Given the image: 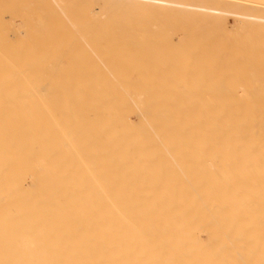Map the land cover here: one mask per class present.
<instances>
[{
	"label": "bare ground",
	"instance_id": "bare-ground-1",
	"mask_svg": "<svg viewBox=\"0 0 264 264\" xmlns=\"http://www.w3.org/2000/svg\"><path fill=\"white\" fill-rule=\"evenodd\" d=\"M0 264H264V0H0Z\"/></svg>",
	"mask_w": 264,
	"mask_h": 264
},
{
	"label": "rangeland",
	"instance_id": "rangeland-1",
	"mask_svg": "<svg viewBox=\"0 0 264 264\" xmlns=\"http://www.w3.org/2000/svg\"><path fill=\"white\" fill-rule=\"evenodd\" d=\"M235 20H236V22L238 23V20H239V18L238 17H235ZM234 19H233V17L232 16H229L228 17V25L230 26V27H232V26H234Z\"/></svg>",
	"mask_w": 264,
	"mask_h": 264
}]
</instances>
